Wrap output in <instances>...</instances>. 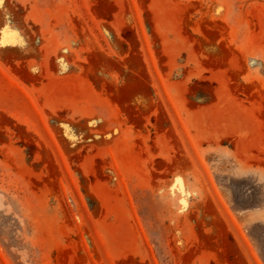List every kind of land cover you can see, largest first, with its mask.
<instances>
[{"label": "rangeland", "instance_id": "374dc122", "mask_svg": "<svg viewBox=\"0 0 264 264\" xmlns=\"http://www.w3.org/2000/svg\"><path fill=\"white\" fill-rule=\"evenodd\" d=\"M0 264H264V0H0Z\"/></svg>", "mask_w": 264, "mask_h": 264}]
</instances>
